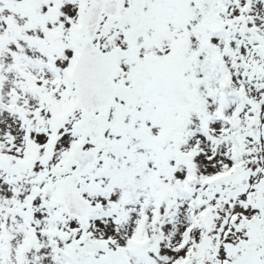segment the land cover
Wrapping results in <instances>:
<instances>
[{
  "label": "snow or ice",
  "instance_id": "1",
  "mask_svg": "<svg viewBox=\"0 0 264 264\" xmlns=\"http://www.w3.org/2000/svg\"><path fill=\"white\" fill-rule=\"evenodd\" d=\"M0 264H264V0H0Z\"/></svg>",
  "mask_w": 264,
  "mask_h": 264
}]
</instances>
